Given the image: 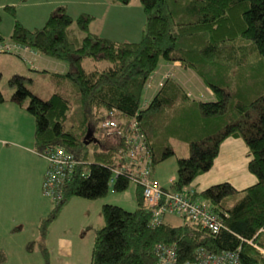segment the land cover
Listing matches in <instances>:
<instances>
[{
  "label": "trees",
  "instance_id": "16d2710c",
  "mask_svg": "<svg viewBox=\"0 0 264 264\" xmlns=\"http://www.w3.org/2000/svg\"><path fill=\"white\" fill-rule=\"evenodd\" d=\"M138 2L144 20L133 43L90 34L88 16L72 18L62 8L34 30L14 19L13 7L3 8L13 20L7 40L65 64L68 70L61 78L74 86L68 98L55 90L42 100L23 88L22 78L13 77V102L28 98L25 112L33 119V151L58 147L77 163L61 188L60 201L51 202L54 207L39 220L37 232L46 235L68 200L94 201L107 194L110 169L123 161L122 143L119 136L96 135L108 111L116 110L123 118L135 116L151 153V169L174 155L172 141L188 146V157L176 160L175 179L165 190L189 189L210 169L226 138L242 141L249 156L246 169L256 183L241 191L227 183L192 191V200L222 219L226 230L216 235L184 220L172 225L165 220L172 216L152 227L151 212L142 208L141 190L135 186L132 212L101 206L103 225L94 233L90 264H154L158 243L174 245L179 263L191 260L199 248L218 254L239 246V264H264V255L245 243L264 250V236L254 237L264 223V0ZM84 60L93 62L91 69H83ZM173 62L189 69L210 90L212 100L192 98L176 79L168 78L142 106L149 75L159 64ZM128 184L117 177L111 190L123 192ZM32 244L27 243L28 249ZM39 251L45 255L46 250Z\"/></svg>",
  "mask_w": 264,
  "mask_h": 264
},
{
  "label": "crops",
  "instance_id": "0c3cea01",
  "mask_svg": "<svg viewBox=\"0 0 264 264\" xmlns=\"http://www.w3.org/2000/svg\"><path fill=\"white\" fill-rule=\"evenodd\" d=\"M23 2L24 0H0V37L2 39L7 40L13 23L8 13L3 11L4 7H13L14 19L23 28L27 30L38 29L30 28L28 25L16 19L17 9L28 5ZM38 3L39 6L43 7L40 20L41 18L42 20L43 18L47 19V16L49 17L56 8H62L72 18L80 15L88 16L90 18L88 24V32L90 34L111 42L130 43L131 41L129 39L132 37L135 38V34H130L127 28L122 27L124 24L123 21L126 19V14L123 11H128L129 4L119 5L102 2L100 0H73L71 3L76 5L77 9L68 11L62 7V4L65 3L64 0H38ZM35 4L34 1L32 5ZM122 13L123 15H121ZM3 17H8V24L4 22L5 18ZM44 21L46 20L44 19ZM3 24L5 29L3 28ZM126 24L128 25L127 19ZM142 25L143 21L141 27L138 29L139 38ZM3 56L7 57V59L2 60L0 63L2 65L4 63L3 61L9 63V72L13 77L28 78L27 74L23 75L17 60L18 63L11 56ZM17 59L21 61L20 58L17 57ZM23 59L25 61L22 60V63L25 62L28 65L27 62H29L28 69L30 70H53L55 76L60 80L62 79V75L65 74L60 73L64 68L61 62H53L54 60L44 57L34 50L27 52ZM165 75H168L170 79H176L179 84L180 78L178 76H183L185 81H182L181 86L190 97L203 102L212 100L210 90L202 86L189 69L182 68L179 63L173 62L159 64L156 70L149 75L142 99V101L145 100L144 105L147 104L148 100L162 84ZM49 83L53 87L54 79L51 78ZM19 107V105L10 101L4 100V102L0 103V254L3 257V261L0 264H29L27 253H25L26 256L19 253L17 258L7 262L6 249H4L3 244L4 242L12 244L11 238L21 235V225L17 226L15 222L28 220L29 223L36 224L35 228L37 231L41 212L46 213L51 209V204L48 208L43 202V199L49 200L41 194V180L46 165L44 160L36 156L33 151L34 127L33 129L30 128L29 131V127L26 129L22 128L20 123L22 120H15V115H19L20 113ZM22 119L26 122L28 120L25 116ZM21 160L23 161L22 164L20 163ZM248 161L249 156L242 141L240 139L226 138L220 143L218 153L210 169L197 176L190 184L189 189L195 193H200L208 187L221 183L229 184L235 191H241L250 187L256 183V180L247 172L246 165ZM28 193L31 196H28ZM6 209L8 211L11 210L13 215L9 216V212L6 215ZM16 210L18 212L15 214ZM19 212H21L20 215ZM27 243L22 238H19L16 243L18 252L19 250L20 252L23 251V246ZM34 251L35 249H32V252ZM46 264H49V262Z\"/></svg>",
  "mask_w": 264,
  "mask_h": 264
},
{
  "label": "rangeland",
  "instance_id": "374dc122",
  "mask_svg": "<svg viewBox=\"0 0 264 264\" xmlns=\"http://www.w3.org/2000/svg\"><path fill=\"white\" fill-rule=\"evenodd\" d=\"M35 5H32L34 3ZM65 3L62 4V7L66 8L68 11L76 10V5H73L71 2L73 0H64ZM24 4H28L24 7H19L16 13V19L21 21L23 24L28 25L30 28H40L45 22L41 18L40 14L43 9L42 6H39L38 0H24ZM128 11H123L126 14V19L128 20V25L126 24V19L123 24V28H127V31L130 34H135V38L132 37L129 40L130 43L136 42L138 40V29L141 27L143 18L140 12V6L138 0H129ZM21 5V4H20ZM64 5V6H63ZM57 8L52 12L54 13ZM51 13V14H52ZM123 15V13L121 14ZM139 17V22H138ZM5 18L4 22L9 23L8 17ZM48 18V16H47ZM121 18V16H120ZM121 20V19H120ZM44 21V22H43ZM3 28L4 24H3ZM15 61L21 67L23 75L27 74V79H22L21 84L24 89H26L31 94L38 96L40 99L45 100L52 91H55L62 94L64 97L68 98L70 96V91L74 90L73 84L67 79H58L53 70H30L28 65L24 62L22 63L17 57L12 55ZM3 54H0V62L6 60L7 57H4ZM3 65L0 63V93L5 101L13 102L12 98L17 89V85L13 82V76L9 72V63L3 61ZM55 62V61H53ZM16 64V63H15ZM98 67L106 66L104 63H94ZM36 65V64H35ZM64 66L63 70L60 72L64 74L67 72V66L62 63ZM93 62L90 60H84L82 62V67L85 70L91 69ZM180 85L185 81L183 76L180 77ZM54 79L53 87L49 83L50 79ZM57 81V82H56ZM56 83V84H55ZM204 91V90H202ZM206 97L208 95L204 93ZM208 99H210L208 97ZM16 105H19L20 113L15 115V120L20 119L22 128L33 129V119L30 115L25 112L26 105L28 103V98L21 100L20 104L14 102ZM145 103V100L142 101V104ZM26 117L27 122L23 120V117ZM22 117V118H20ZM171 149L174 153L173 156L167 158L163 162L153 166L152 171H150V180L155 181L159 187L168 188L170 183L175 179V170H176V160L185 159L189 155L188 146L185 143L179 141L171 142ZM22 164L23 161L21 160ZM107 194L97 200L88 201L80 198H72L66 202V204L60 209L58 216L55 221L52 222L47 227L46 235L41 236L36 231L35 225L29 223L28 220H22L15 222L17 226L21 225L22 233L21 235L13 236L11 238L12 244L9 242H4V249H6L7 262H10L11 259L17 258L19 253L26 256L28 255L29 264H90V252L93 241L94 233L103 225V220L100 213V208L103 205H114L124 211L132 212L135 208L134 200V191L135 186L131 183L128 184L127 188L120 193H114L111 190V183H108ZM28 196H31L28 193ZM45 205L49 208L51 202L43 199ZM53 204H51L52 209ZM50 209V210H51ZM12 216V211L6 209V215ZM18 211H15V214ZM41 212L40 220L46 219L48 211L46 213ZM21 212H19V215ZM43 215V216H42ZM11 219V218H10ZM9 219V221H10ZM166 221H169L172 225H178L181 223V219L174 217L165 218ZM45 223V222H44ZM19 238H22L25 242H32V247L28 249V245H24V250L18 252L16 243ZM5 240V239H3ZM62 241V242H61ZM60 246V247H58ZM38 247V248H37ZM44 249L46 251L45 255L39 251V249ZM28 249V250H27ZM32 249H35L32 252Z\"/></svg>",
  "mask_w": 264,
  "mask_h": 264
},
{
  "label": "built area",
  "instance_id": "2783aa9c",
  "mask_svg": "<svg viewBox=\"0 0 264 264\" xmlns=\"http://www.w3.org/2000/svg\"><path fill=\"white\" fill-rule=\"evenodd\" d=\"M30 50L15 42L0 40V54L12 55L24 60L25 54ZM27 63L29 65V62ZM163 78L168 79V75ZM110 136L121 138L120 157L123 161L118 168L110 169L109 183L117 177H122L140 188L142 208L151 212L152 227L160 225L164 217L172 216L194 223L210 235L226 230L219 216L191 199L192 190L184 188L180 192L168 191L150 180L151 153L135 116L123 118L122 114L116 110L108 111L99 125L96 137L102 139ZM34 153L43 159L46 165L41 180V194L50 202L57 203L61 199V188L69 182L77 163L58 147L46 148ZM224 217H226L225 214L222 218ZM258 235L264 236V223L256 230L254 237ZM245 243L264 255V250L252 244L251 241H245ZM239 250L238 246L231 252L214 254L199 248L194 251L191 260L179 263L174 245L158 243L153 248V255L154 264H239L237 257Z\"/></svg>",
  "mask_w": 264,
  "mask_h": 264
}]
</instances>
